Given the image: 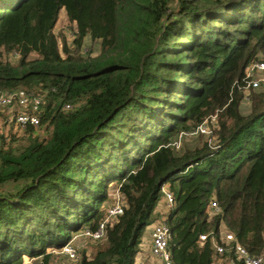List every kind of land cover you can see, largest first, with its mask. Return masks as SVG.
Returning <instances> with one entry per match:
<instances>
[{
  "label": "trees",
  "instance_id": "trees-1",
  "mask_svg": "<svg viewBox=\"0 0 264 264\" xmlns=\"http://www.w3.org/2000/svg\"><path fill=\"white\" fill-rule=\"evenodd\" d=\"M62 9L72 51L55 33ZM87 37L100 53L80 55ZM259 62L264 0H0V90L42 99L39 127L0 136V264H51L53 248L98 229L110 187L124 213L76 264H136L165 184L174 264H243L239 245L264 256ZM214 117L213 140L182 142Z\"/></svg>",
  "mask_w": 264,
  "mask_h": 264
},
{
  "label": "rangeland",
  "instance_id": "rangeland-1",
  "mask_svg": "<svg viewBox=\"0 0 264 264\" xmlns=\"http://www.w3.org/2000/svg\"><path fill=\"white\" fill-rule=\"evenodd\" d=\"M76 24L71 22L68 19V16L66 14V11L62 9L59 14V18L56 24L55 33L58 37V41L60 44V48L63 49V46L65 43H67L68 47L72 50H74V39L76 37ZM92 55H97L100 53V43L98 41H93L91 38L87 37L84 41V46L80 50V55H87L90 53ZM249 77L252 78L254 81H258L259 83H264V70H257V69H249L248 70ZM249 102L248 98L246 97L242 104V111L243 112H249ZM14 115L15 111L14 108H2L0 111V136H8L11 138H18L21 139L24 134V130L18 129L17 125L14 122ZM206 131L204 133L199 132L197 134H188L185 135L182 138L183 140L189 141L190 143L193 141V139L198 138L199 135L204 140H213L215 129H217L218 122L216 118L207 119L205 122ZM197 131V130H196ZM195 131V132H196ZM43 134L46 135L45 131H42ZM1 139V138H0ZM180 146V142L177 143ZM18 185H9L5 188V191L15 192L19 188H17ZM121 202V194L118 191L117 187H110L108 190V199L105 201V203L102 204L101 209H103L104 212V218L106 217L108 210L111 209L117 202ZM165 199H163L162 203L157 208L158 213L160 214L159 219L154 223H158L161 218L165 215V213L168 210V206L165 203ZM153 225V224H152ZM228 234V232L222 231V236L225 237ZM102 239L100 241H93L91 239H88L85 236H81L80 234H72V238L69 243H71L74 248L77 251V255L75 258H70L66 255H63L59 252V249L53 248V258L51 264H76L82 254V252H86L88 255H93L95 251L98 249V247L102 243ZM151 243V244H149ZM146 246L142 253L138 256L136 264H162L161 260L154 256L152 253L150 254L149 246L152 248V232L148 234L146 237ZM148 247V248H147ZM35 263V260L30 259L29 257H25L24 264H33ZM232 264L230 260H228L226 257H219L217 258V261L215 264Z\"/></svg>",
  "mask_w": 264,
  "mask_h": 264
},
{
  "label": "built area",
  "instance_id": "built-area-1",
  "mask_svg": "<svg viewBox=\"0 0 264 264\" xmlns=\"http://www.w3.org/2000/svg\"><path fill=\"white\" fill-rule=\"evenodd\" d=\"M250 69L264 70V62H259L252 66ZM254 86H258V81L253 82ZM42 99L40 97L32 96L26 93L23 90L12 91V92H3L0 90V107L2 108H14V122L17 125L18 129L25 130L27 127H39L40 120V105ZM70 108V106H66ZM206 122V121H205ZM203 123L197 128V131L194 133L202 132L204 133L206 127ZM162 192L164 199L168 207H171L175 203L174 194L168 190V184H165L162 187ZM211 209L219 210L218 204L216 201H213L210 205ZM124 213V208L121 202H117L111 209L108 210V213L104 220L99 225L98 229L95 231L85 230L80 235L85 236L88 239L93 241H100L104 238L106 227L110 224L115 218ZM170 240H171V231L164 219L160 220L158 223L153 224L152 228V254L159 258L162 264H174L172 259V252L170 249ZM206 240V235L200 237V241L203 242ZM226 241L233 240L232 234H227L225 236ZM61 254L66 255L70 258H75L77 251L71 243L63 246L60 251ZM225 252L224 245H216V253L221 255ZM237 254L242 259L243 264H264V256H252L248 251L242 247L237 246Z\"/></svg>",
  "mask_w": 264,
  "mask_h": 264
},
{
  "label": "crops",
  "instance_id": "crops-1",
  "mask_svg": "<svg viewBox=\"0 0 264 264\" xmlns=\"http://www.w3.org/2000/svg\"><path fill=\"white\" fill-rule=\"evenodd\" d=\"M163 199H164V197H163ZM163 201V200H162ZM162 201H161V203H162ZM160 203V204H161ZM166 203V202H165ZM152 228H153V225H151V226H148L147 228H146V230L144 231V235H143V238H142V243L140 244V252L137 254V256H136V262H137V259H138V256L142 253V251L144 250V248H145V246H146V244H145V242H146V237L148 236V234L149 233H151L152 232ZM149 244H151V243H149ZM150 248H149V251H150V254L152 253V251H151V246H149ZM148 248V247H147Z\"/></svg>",
  "mask_w": 264,
  "mask_h": 264
}]
</instances>
